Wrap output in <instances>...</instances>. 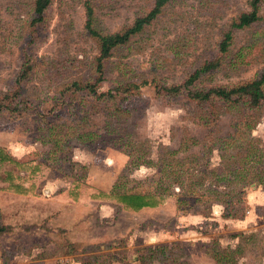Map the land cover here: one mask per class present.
Masks as SVG:
<instances>
[{"label": "rangeland", "instance_id": "1", "mask_svg": "<svg viewBox=\"0 0 264 264\" xmlns=\"http://www.w3.org/2000/svg\"><path fill=\"white\" fill-rule=\"evenodd\" d=\"M85 1L53 0L48 32L33 49L38 61L25 84L24 113L0 112V209L3 221L13 224L0 235V260L82 264L77 259L111 253L141 264L138 248L177 242L188 260L195 256V264H210L203 256L206 247L220 238L230 245V235L242 227L216 221L224 209L218 203L210 217L193 213L204 210L201 201L191 202L192 213H184L179 198L186 192L174 183L181 171L167 164L194 170L199 178L207 163L210 170L221 163V154L215 150L208 161L204 146L194 142L209 130L196 117L197 105L183 96L164 97L157 87L183 82L215 57L224 31L249 9V0H175L143 33L115 50L103 72L95 61L98 43L86 30ZM151 1L94 0L96 25L116 32L148 11ZM27 2L0 0V92L10 88L22 63ZM260 15L254 25L235 31L221 66L200 85L236 84L264 69V2ZM54 60L63 61L58 77L48 72ZM75 81L96 84L97 94L79 89ZM129 83L141 87L130 93ZM231 120L230 114L221 117V135L231 131ZM253 135L263 148L257 161L263 162L264 116ZM208 176L200 192L214 187ZM232 179L228 187L246 193L239 210L248 221L246 233L255 234L243 242L240 261L264 264V189L257 181L243 185ZM125 189L158 194L159 203L134 210L119 199ZM73 242L84 247L69 254ZM120 260L112 264H124Z\"/></svg>", "mask_w": 264, "mask_h": 264}, {"label": "trees", "instance_id": "2", "mask_svg": "<svg viewBox=\"0 0 264 264\" xmlns=\"http://www.w3.org/2000/svg\"><path fill=\"white\" fill-rule=\"evenodd\" d=\"M174 1L152 0L149 10L137 16L131 24L125 25L116 32L106 33L96 25L94 0H86V30L98 43V55L95 57L97 70L103 72L106 61L111 58L115 50L129 43L133 37L143 33L163 13L164 9ZM52 2L53 0H29L26 3L29 18L23 36L22 63L10 88L0 92V112L24 113L23 108H26L29 101L25 84L32 77L38 61L33 49L35 43L48 32L49 9ZM263 2L264 0H249V9L241 12L233 19L228 29L224 31L215 57L205 60L200 67L190 72L184 81L179 84L157 85L158 94L164 97L183 96L187 101L197 105L196 117L199 118L201 125L209 130L203 140H195L194 142L204 146L205 155L209 156L208 161H210V157L215 150L220 152L222 158L221 163L215 169H208L209 164L207 163L205 170H203L205 176L199 178L196 177L194 170L183 171L181 168H174L177 165L167 164V167L173 168L176 172L181 171L174 183L186 192L187 197L185 195V197L179 198L180 208L184 213H192L188 211L189 206L192 205L191 202L201 201L204 210H195L193 211L194 214L210 217L212 207L218 203L224 207L222 213L224 218L244 219L245 215H240L239 210L242 208V204H245L246 193L243 187L238 189L235 187L229 188L234 182L232 177H234V180L244 182L243 185L253 184L257 181L264 189V161L261 162L260 159L257 161L260 158L259 155H261L259 152L263 151V148L260 145V140L253 135L254 130L261 123L264 116V69L258 72L254 78L236 84L200 85L205 75L211 74L221 66L222 57L228 53L232 45L235 31L250 27L261 20L260 9ZM62 62L57 60L51 62L48 67L51 77H58L61 74L60 63L63 65ZM102 78L104 77L102 76L100 79ZM145 83L146 81L143 82V84ZM73 85L81 90L89 88V92L91 90L93 94H97L96 84H92L90 81L86 83L75 81ZM128 85H130L128 90L130 93L139 90L141 87L137 83H129ZM109 93L111 94V92ZM225 114L232 115L231 131L226 135H221L220 120ZM234 149L237 151L232 153L231 151ZM236 156H240L241 161L235 159ZM178 165L183 166L184 163H178ZM160 170L166 169L161 168ZM209 174L214 179V187H208L200 192L198 187L206 186L205 180L209 177ZM180 175L185 176V178L182 179ZM228 175H231V179L228 178ZM222 182L226 183V189H219ZM185 187L187 188L185 189ZM167 189L162 188V191L166 192ZM132 190L125 189L119 199L134 210L156 206L159 203L158 194ZM3 216L4 213L0 209V235L9 233L13 229L11 224L5 220L3 221ZM230 236L239 239L235 247L222 245L220 239H213L212 243L206 247L205 252L214 261L212 264H242L240 257L243 254V242L252 240L255 234L237 231ZM181 246L180 243L173 242L172 244L158 243L140 247L137 249L140 263L152 264L153 261L159 260L161 264H193L181 251ZM67 247H69L67 253L75 254L79 248L84 247V244L73 242ZM24 252L31 254V251ZM16 255L17 253L12 255V260ZM40 256H38V260L43 259ZM1 260L4 264H10L8 256L3 257ZM119 260L111 253L91 254L77 259L82 264H112L114 261ZM120 261L124 264H131L126 257ZM37 264H44V262H37Z\"/></svg>", "mask_w": 264, "mask_h": 264}, {"label": "crops", "instance_id": "3", "mask_svg": "<svg viewBox=\"0 0 264 264\" xmlns=\"http://www.w3.org/2000/svg\"><path fill=\"white\" fill-rule=\"evenodd\" d=\"M252 196V195H251ZM249 197H250V195H249ZM264 202V201H263ZM261 203L262 205H264V203ZM251 212V211H250ZM249 212V213H250ZM195 216H199V214H197V215H195ZM224 220L226 223H228L229 221L230 222H234V223H238L239 225H241L240 227H242V228H240L239 230H241V231H244V232H246V227H248V221H247V219H238V218H234V217H230V218H224L223 216H222V212H221V214L218 216V218H216V221H219V220ZM9 223V222H8ZM9 224H11L12 226H13V224L12 223H9ZM238 225V226H239ZM222 239L220 238V241H221ZM230 241L229 242H231V243H229L230 244V246H232V247H234V246H236V244L238 243V238H233V237H230V239H229ZM222 242H223V240H222ZM203 256H205V257H208L209 259L211 258L206 252H203ZM195 260H196V257L195 256H192V262L195 264L196 262H195ZM210 264H212V262L214 263V261H213V259L211 258L210 259ZM0 262L2 263V260H0Z\"/></svg>", "mask_w": 264, "mask_h": 264}]
</instances>
